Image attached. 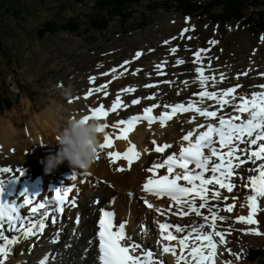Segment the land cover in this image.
I'll list each match as a JSON object with an SVG mask.
<instances>
[{
	"label": "bare ground",
	"instance_id": "1",
	"mask_svg": "<svg viewBox=\"0 0 264 264\" xmlns=\"http://www.w3.org/2000/svg\"><path fill=\"white\" fill-rule=\"evenodd\" d=\"M180 40L181 37H178L174 41L169 40L167 44L165 41H161L163 44H157L154 52V54L159 56L153 57L154 55L149 54L152 61L147 64L141 63L144 60L143 57L148 56L142 55L143 53L141 52L137 63L140 62L141 65L139 64V66H144V69L140 70L143 74H140V72L135 71L136 69H133V66L136 63L134 59L127 64L120 63L121 65H116L115 72L112 70L109 72V75L103 74L101 76H95V79L90 86L91 89H93L91 95L88 94L89 91L84 92L82 93L83 96L80 94V97L77 100L75 99V101H70V105L63 102L48 109L46 112L33 111V115H30L31 108H29V103H27L26 106L28 109L24 113L23 120L21 118L22 113L18 114L20 111L13 113V118L11 115L6 114L0 120V168L9 166L12 170L10 171L12 176L18 175L24 170L27 172L28 177L32 179L36 176L33 177L31 172H45L42 161L50 155H55L58 150V147H56V132L70 114L90 116V110L100 105H103L104 109L108 110L111 107V104L115 101L117 95H119L122 102L119 109L115 112H109L110 114L106 119L99 121L102 125H108V127L104 129V135L101 138V143H103L104 136L108 135L113 141V146L110 149H100L97 160L87 172L90 177L80 178L82 180L85 179L86 186L80 188L81 183L77 181L75 183L76 189L71 193V197H75L80 194V189H83L87 194V196L83 197L81 206L75 214L76 216L79 215L83 220L77 223L75 215L71 216V229H68L63 234L61 231L62 225L60 223L53 226L51 222L47 221L48 224L42 232L34 228L32 231L35 234L29 236L28 238H24L21 233L22 229L18 227L17 230L12 231L8 228L0 229V231L3 232V235L0 236V246H5V239L11 240L13 237L17 238L16 244L6 245V247L11 249V255L7 258L6 264H30L31 262L39 264L42 258L46 255L49 256V260L45 264H50L54 261H56V264H95L94 256L98 253L96 250V228L94 226L95 221L93 222V214L94 211H96L97 217L99 210L107 205L114 210V217L116 218L117 224L118 222L125 223V231L127 232L128 237L131 238L132 242L139 243L142 250L149 248V245L145 246V239L141 240L135 234V226L139 224L141 225L143 221L148 218L155 224H159L160 222L163 223L162 220L165 219H172L171 216H167L165 214V207L167 204L165 198L162 197L157 199L152 195H145L141 192L142 184L150 177V174L147 173L148 168L146 167L151 166L153 162L155 163L160 161L163 156L178 152L181 145L186 143L182 141V136L192 130L197 123H205V121L202 117L196 116V114L191 112H186L185 115L175 116L163 127L157 123H152L149 126L147 122L139 121L136 123L135 130L128 134L126 139H116V136L118 135L117 128L121 126L113 127V125H118V121L121 119L127 120L130 116H139L141 113L140 111L145 107H152L153 105H156L153 110L156 114H160L161 112H168L170 110V108L165 107L166 105L174 106L173 104L181 103L188 106L189 99H193L192 95L201 91L198 83H193V81L197 78V73L195 71L197 67H200L203 75L209 78L205 85L206 90L209 92H216L219 94L221 91L227 89V87L235 88L237 85H240V87L236 88V93L234 94L245 95L250 98L252 92L261 91V89L257 86L264 85V76L261 75L264 74V60H257L260 53H257L256 58L252 60L255 62L254 64H248V61L245 62V60L242 59L240 67L243 66V69L239 71L240 75L237 74L234 66L231 68L226 67L223 71H219L216 68L218 72H214L211 71L213 69L210 70V66L204 64L202 52L199 48H195L194 50L192 49L191 52L188 53V49L181 45ZM174 47L177 51L175 53H171L170 49ZM151 49L152 48L148 49V52ZM165 49L168 50V53L163 56L162 51ZM150 53L152 52L150 51ZM178 59L182 60L183 63L177 65L176 61ZM156 65H161V67L157 68ZM154 70L158 71L154 73ZM134 72L135 75L132 74ZM159 72L165 73L164 79L157 78L156 75ZM152 73H154V78H150ZM243 73H247V75H243ZM171 74L174 76H171ZM113 76L116 78L113 79ZM98 77L107 78V80L112 81L111 86L122 85V92L120 94H115L114 99L113 97L111 98V96L107 97L104 95V92H107L111 86L106 85L105 90L101 89L99 93L95 92V89L98 87L101 88V84L104 83L103 81L96 86ZM145 79L150 80L149 82L143 83ZM213 79L217 82L215 87L212 86ZM148 84L153 85L150 87V90L145 89V85ZM125 88H135V91L130 94L125 93L123 91ZM148 96H153L154 98L145 99V97ZM133 99L139 100L138 106L131 103ZM229 99H231V97ZM199 101L200 99H194L193 103L196 106L201 107L211 105L212 108L210 110L220 107L215 104V100H205L204 105H201ZM78 105L84 106L82 113L72 111L73 106ZM230 111L231 107L225 108V112L229 113ZM219 114L220 113L218 112V115ZM193 118L194 122L189 123L188 121ZM153 141H155V145L153 144ZM130 144L134 145L135 150L140 153V157L137 162H133L131 165H129L125 160H118L117 164L110 163L108 159L109 151L122 154L128 149ZM150 144H152V146ZM164 144L171 145V147L167 148L168 150L165 154L158 155L153 150L154 147ZM240 147L243 148L246 147V145H240ZM260 163H264V161H257L255 164L249 162L246 165H242L241 169L236 170L238 175L233 177L234 182L238 178H243L245 181L242 192L236 194V190H233V193H227L221 190L222 195L228 196L229 199L227 201H210L211 204H215L221 209L219 215L226 218L224 222H218L216 230L224 233L228 223L236 219L234 218V212L240 198L243 199L241 203L244 204V207L241 208L242 211L238 216L247 215L248 209L244 198L246 195H251V191L250 187H245V185L247 184L249 176L257 174L254 171H248V169H254L258 167ZM64 166L68 167L66 163L62 164L55 170L48 172L49 175L45 173L40 175L38 173V180L42 183L41 179H43V181H47L55 186H58V181L54 175L62 174ZM117 168H121L123 170L117 171ZM161 170L165 172V169ZM5 177L6 175H2L1 178ZM91 184H95L94 190H89V188H87V186ZM137 188H140L139 196L143 199V201L147 199L154 207L161 209L160 215H157L154 210H152L151 213H146L141 209L136 212V210H138L137 207H132L136 205L135 200L133 199L130 201L125 194H122V192L128 194L134 192L137 193ZM110 189L111 191L113 189V195ZM120 194H122L121 198L119 197ZM110 195H112V197H109ZM233 195L236 196L233 212H224V206L226 204L233 203V200L231 199ZM88 198L92 199L89 201ZM122 200L128 206L126 211L121 210V207H124ZM95 201H97L96 206L93 204ZM258 204L259 210L257 212L264 211V198H261L258 201ZM68 212H71L70 209L67 210V213ZM257 212L254 216L256 220ZM205 214H207L206 210ZM140 215L141 217H139ZM36 218L37 216L27 217V225H30V223ZM56 219L58 220L59 218ZM182 220L190 222L189 228L184 231L185 233L190 232L192 227L199 228L201 223H205L201 218L196 217L194 214L182 217L179 221L182 223ZM233 227L240 229L244 233L250 227L256 228L260 232V235L246 234L249 235L251 239L258 240L264 235V231L261 232L258 228V222L253 226L233 223ZM202 231H208L207 227L202 229ZM80 234L83 235V238L80 237ZM150 237L151 234L148 232L147 238ZM153 237L154 241L157 242L159 238L157 230L153 232ZM59 238H62L63 241H59ZM224 238L225 243L223 245L218 244L215 264H231L229 262L226 263L222 256L225 245L227 244L225 234ZM216 239L218 240L219 238ZM52 240H56V242L52 243ZM74 242H76V244ZM74 245L82 246V248H80L79 255L78 252H73L74 249H72V247H74ZM162 245H168L178 250V244L176 243H161V248ZM60 252H65L64 257L67 259L66 263L63 261V256L59 257L57 255ZM176 255L179 256L181 253L178 251ZM183 255L187 256V252L183 253ZM154 258L157 259L158 256L157 258L154 256ZM157 260L163 264L159 258ZM167 262L168 264H176L175 257L171 253H167Z\"/></svg>",
	"mask_w": 264,
	"mask_h": 264
},
{
	"label": "rangeland",
	"instance_id": "2",
	"mask_svg": "<svg viewBox=\"0 0 264 264\" xmlns=\"http://www.w3.org/2000/svg\"><path fill=\"white\" fill-rule=\"evenodd\" d=\"M95 1L0 0V102L2 99H6L10 103L8 107L4 106L0 109V120L6 114L13 118V113L16 111H20L18 114L22 113L23 120L24 113L28 109L27 103L31 108L30 115H33V111L46 112L63 102L70 105V101L77 100L80 94L91 89L89 77L101 76L105 73L109 75L116 65L124 64L125 61L130 62L134 59L136 63L133 69L143 74L140 70L144 69V66H139L140 62L137 63L139 57H135V53L142 52V55H148L144 56V60L141 62L147 64L152 61L149 54L154 55L153 57L159 56L154 54L157 44H163L161 41H174L178 37H181L180 43L188 49V53L195 48L203 50L201 52L204 64L210 66V70L213 69L211 71L214 72L234 66L237 74L240 75L239 71L243 69V66L240 67L242 59L245 62L248 61V64H254L255 62L252 60L256 58L257 53H260L257 60H264V42L260 39L261 36H264V29L253 34L247 28L239 27L235 23L222 27L212 25L205 18L195 15L185 17L175 10L174 0H142L140 5L134 8L131 19L127 23L122 24L120 18L114 17L104 33L94 30L87 32L84 29L87 26L88 18L99 14ZM166 1L169 5L171 4L170 9L165 8ZM250 2L254 6L264 4L262 0H251ZM19 7L24 8L23 13L15 17L13 13ZM68 19L79 22L81 24L80 31L73 35L57 31L54 34H45L42 39L38 38L37 33L46 22H55L57 26H60ZM184 29H188V31L181 35ZM213 40L217 42L214 45L209 43ZM150 48L152 49L148 52ZM167 51V49L163 50L162 55L165 56ZM156 71L158 70H154V73ZM154 73L150 75V78H154ZM162 74L163 72L157 73V78L164 79L165 76L163 77ZM171 76L174 75L171 74ZM149 80L145 79L143 83L149 82ZM103 81L101 89L105 90L106 85L111 86L112 81L102 77H98L96 86ZM122 87V85L111 86L107 91V97L111 96L114 99L115 94L122 92ZM66 89L71 90L70 95H65ZM83 109V105H78L73 106L72 111L82 113ZM150 145L152 146V144ZM64 169H66L65 166ZM31 173L33 177H37L38 173L42 175L43 172ZM235 183L234 190H236V194H239L242 192L245 181L243 178H238ZM87 188L94 190L95 184H91ZM137 191L139 192V188ZM111 192L113 195V189ZM138 192H134L132 197L129 196L130 199L135 197L139 203L132 206L133 208L137 207L136 212L145 209L140 203L142 200L138 196ZM122 194L125 193L122 192ZM122 194L119 195L120 198ZM126 195L128 194L126 193ZM84 196L87 194L82 191L79 196L80 206ZM91 199L88 198L89 201ZM242 201L243 199L240 198L236 205L234 218L242 211L240 207ZM122 203L124 207H121V210L126 211L128 206L123 200ZM93 204L96 206L97 201ZM146 211L151 212L150 210ZM95 216L96 214L93 217V222ZM79 220L81 222L83 219ZM145 220L143 225L151 223V220ZM233 221L228 223L225 228L227 244L222 253L223 259L226 263L231 264H251L245 261L246 250L249 248L264 250V235L258 240L251 239L249 235L233 227ZM257 222L259 230L263 232L264 211L257 212ZM182 223L187 225L185 228L187 230L190 222L182 220ZM69 226L66 225L65 228L68 230ZM135 227V232L140 238H143L140 224ZM80 237L83 238V235L80 234ZM58 240L63 241L62 238ZM74 243L76 244V242ZM80 248H82L81 245L72 247L73 252H78V255ZM64 253L60 252L57 255L63 256V261L66 263L67 259H65ZM177 253L178 250H176ZM162 256L165 257L163 264H168L167 253H161ZM30 264L35 263L31 262ZM50 264H56V261Z\"/></svg>",
	"mask_w": 264,
	"mask_h": 264
},
{
	"label": "snow or ice",
	"instance_id": "3",
	"mask_svg": "<svg viewBox=\"0 0 264 264\" xmlns=\"http://www.w3.org/2000/svg\"><path fill=\"white\" fill-rule=\"evenodd\" d=\"M186 31L188 29L182 30L181 35ZM260 39L264 42V36H261ZM165 43L167 44L168 41H165ZM209 43L214 45L217 42L213 40ZM176 51V48L170 49L171 53ZM140 55V52L135 53V57ZM125 63L129 62L125 61ZM181 63H183L182 60L178 59L176 61L177 65ZM156 67L160 68L161 65H156ZM195 71L197 78L193 83H198L201 89L199 103L204 105L205 100H215V104L220 107L210 110L211 105L196 106L193 101L189 100L187 107L181 103L174 106L166 105L165 107L170 108V112H161L156 117L152 115V110L156 107V105H153L152 107H145L143 115L132 116L127 120L121 119L118 121V125H113V127L122 126L119 127V134L116 139H126L127 133L134 128L138 121H147L150 126L158 120L161 127H163L165 122L170 120L177 112H191L203 118L205 123H197L192 130L182 136V141L186 143L181 145L179 154H170L163 162L153 163L148 169L151 176L143 184L142 191L157 199L166 197L172 202L169 209L174 205L176 212L181 217L194 214L205 222L201 223L199 228L192 227L188 235H184L179 239L169 230L173 227L172 225L159 223L158 229L161 240L176 241L181 255L177 256L176 249L168 245H162V252L171 253L175 257L176 264H215L218 244L223 245L225 243L224 233L216 229L218 222H224L226 218L219 215L221 209L215 204H211L210 201H227L229 197L222 195L221 190L233 193L235 188L233 177L238 175L236 170L241 169L242 165L249 162L255 164L257 161H264V85L257 86L261 91L252 92L250 98L245 95L234 94L236 88L240 85L223 90L217 95L216 92L206 90L205 85L209 78L203 75L201 68L197 67ZM113 72H115V69H113ZM132 74L135 75V72ZM243 75H247V73H243ZM261 75L264 76V74ZM115 78L113 76V79ZM94 79V77H89V83L91 84ZM216 83L213 79L212 86L215 87ZM151 86L153 85H146V87ZM92 91L93 89H89L88 94L91 95ZM100 91L101 88L99 87L95 89L97 93ZM123 91L130 94L135 89L125 88ZM104 95L107 96L108 92H104ZM226 97H231V99H226ZM153 98V96L147 97V99ZM121 103L120 97L117 95L108 111H105L104 106L100 105L91 109V115L84 116V119L101 120L107 117L109 112H115L121 107ZM131 103L137 104L139 100L133 99ZM227 107H231V113L225 112ZM245 114L246 118H243ZM188 122L193 123L194 118ZM106 127L108 125H103L101 130L104 131ZM153 144L155 145V141H153ZM240 145H246V147L242 148ZM253 146L255 147L253 148ZM99 147L102 150L111 148L112 139L105 135L103 143ZM169 147L171 145L164 144L155 146L153 150L156 153H163ZM139 157L140 153L131 144L122 154L112 151L108 153L110 163L125 160L131 165ZM165 168L166 174L157 176V170ZM176 169L180 171L177 172ZM116 170L122 171L123 169L117 168ZM10 171H12L10 168H0L2 173ZM248 171H254L257 174L249 176L245 185V187H250L251 191V195H246L244 198L248 209L247 215L237 216L233 222L253 226L257 224L254 216L259 210L258 201L264 198V163H260L258 167L248 169ZM205 173H210V175L206 176ZM73 178H75V173H73ZM15 181L16 177H13L7 183H15ZM180 181H183V183H179ZM4 188L5 182L0 181V229H3L5 225L10 231L17 230V227L23 229L25 225L20 210L24 206H30V214H36L38 210L45 209L48 206L52 207L54 213L62 212V206L65 203L75 206L74 199L69 198L72 187H65L62 192L58 189L54 195L50 193L51 199L45 198L43 202H36L39 195L30 194L25 190L19 193L22 203L15 199L5 198ZM129 196L131 197V193H129ZM231 199L233 203L226 204L223 208L224 212H233L236 196L233 195ZM144 203L147 208L154 210L157 215L161 214V209L154 207L147 199L144 200ZM240 207L243 208L244 204H241ZM205 210L207 214H205ZM47 216L48 212H43L38 224L34 223L32 228L23 232L24 238L35 234L32 231L33 228L42 232L45 228L44 219ZM113 218V212L100 210L97 223L98 231L96 232L98 264H161L159 260L154 258L152 252L144 251L138 243L132 242L131 238L126 235L125 223L116 226L113 223ZM174 227L176 233L184 232V228L178 225ZM205 227L208 231H202ZM141 230L143 231V225ZM245 234L260 235V232L256 228L250 227ZM2 235L3 232L0 231V236ZM190 240L192 243H189ZM51 242L55 243L56 240ZM16 243V237L11 240L5 239V246H0V264H6L7 258L11 255V249L6 245ZM157 243L160 244V241L158 240ZM186 250L187 256H184L183 253ZM39 264H45V261L41 260Z\"/></svg>",
	"mask_w": 264,
	"mask_h": 264
},
{
	"label": "trees",
	"instance_id": "4",
	"mask_svg": "<svg viewBox=\"0 0 264 264\" xmlns=\"http://www.w3.org/2000/svg\"><path fill=\"white\" fill-rule=\"evenodd\" d=\"M142 0H96L99 14L88 18L87 26L84 30L89 32H105L110 21L114 17L120 18L122 24L131 19L133 10L140 5ZM173 1V0H172ZM251 0H204L194 2L192 0H174V8L185 17L193 15L205 18L212 25L228 26L235 23L239 27L247 28L255 34L264 29V4L254 6ZM264 3V0H262ZM11 8V6H10ZM165 8L170 9L171 4L165 2ZM19 7L15 17L23 13ZM151 9V8H150ZM81 29V24L74 19H68L63 25L57 26L55 22H46L42 29L37 33L38 38L42 39L45 34H54L57 31H64L71 35L76 34ZM9 101L2 99L0 109L8 107ZM245 261L251 264H264V250L249 248L246 250Z\"/></svg>",
	"mask_w": 264,
	"mask_h": 264
},
{
	"label": "clouds",
	"instance_id": "5",
	"mask_svg": "<svg viewBox=\"0 0 264 264\" xmlns=\"http://www.w3.org/2000/svg\"><path fill=\"white\" fill-rule=\"evenodd\" d=\"M70 94L71 90L66 89L65 95ZM102 128L96 119L70 114L56 132L58 150L42 161L44 171L51 172L66 163L73 171L87 173L99 155Z\"/></svg>",
	"mask_w": 264,
	"mask_h": 264
}]
</instances>
